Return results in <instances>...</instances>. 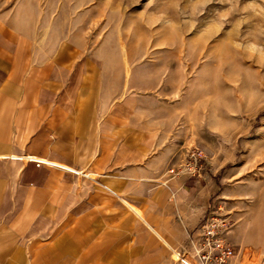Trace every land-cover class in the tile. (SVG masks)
I'll return each instance as SVG.
<instances>
[{
  "label": "rangeland",
  "instance_id": "1",
  "mask_svg": "<svg viewBox=\"0 0 264 264\" xmlns=\"http://www.w3.org/2000/svg\"><path fill=\"white\" fill-rule=\"evenodd\" d=\"M0 33L39 60L57 49L63 87L98 90L126 135L201 148L193 179L211 187L231 259L264 264V0H0Z\"/></svg>",
  "mask_w": 264,
  "mask_h": 264
},
{
  "label": "crops",
  "instance_id": "2",
  "mask_svg": "<svg viewBox=\"0 0 264 264\" xmlns=\"http://www.w3.org/2000/svg\"><path fill=\"white\" fill-rule=\"evenodd\" d=\"M34 51L0 33V264L196 262L211 187L167 173L180 144L126 135L98 90L63 87L57 49ZM20 201L31 212L11 219Z\"/></svg>",
  "mask_w": 264,
  "mask_h": 264
},
{
  "label": "built area",
  "instance_id": "3",
  "mask_svg": "<svg viewBox=\"0 0 264 264\" xmlns=\"http://www.w3.org/2000/svg\"><path fill=\"white\" fill-rule=\"evenodd\" d=\"M204 151L196 146L187 148L181 162L173 164L167 169L171 176L188 175L191 178H202L206 164ZM41 164L40 162H35ZM226 231V223L219 218L216 209L211 206L207 216L200 226V244L196 251L197 261L189 262L181 259L183 264H226L234 255L233 249L228 246L223 233Z\"/></svg>",
  "mask_w": 264,
  "mask_h": 264
},
{
  "label": "bare ground",
  "instance_id": "4",
  "mask_svg": "<svg viewBox=\"0 0 264 264\" xmlns=\"http://www.w3.org/2000/svg\"><path fill=\"white\" fill-rule=\"evenodd\" d=\"M34 162H40V161H34ZM41 163V162H40ZM41 164H43V163H41Z\"/></svg>",
  "mask_w": 264,
  "mask_h": 264
}]
</instances>
